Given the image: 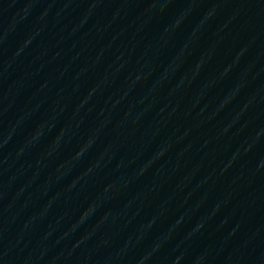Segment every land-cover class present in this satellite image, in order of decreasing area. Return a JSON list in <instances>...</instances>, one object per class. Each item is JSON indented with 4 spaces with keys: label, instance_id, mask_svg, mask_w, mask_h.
Segmentation results:
<instances>
[{
    "label": "water",
    "instance_id": "obj_1",
    "mask_svg": "<svg viewBox=\"0 0 264 264\" xmlns=\"http://www.w3.org/2000/svg\"><path fill=\"white\" fill-rule=\"evenodd\" d=\"M0 264H264V0H0Z\"/></svg>",
    "mask_w": 264,
    "mask_h": 264
}]
</instances>
